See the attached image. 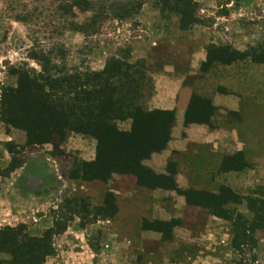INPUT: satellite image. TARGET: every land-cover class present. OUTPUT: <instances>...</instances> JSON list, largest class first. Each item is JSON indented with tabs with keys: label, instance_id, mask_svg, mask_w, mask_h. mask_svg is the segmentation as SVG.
Masks as SVG:
<instances>
[{
	"label": "rangeland",
	"instance_id": "obj_1",
	"mask_svg": "<svg viewBox=\"0 0 264 264\" xmlns=\"http://www.w3.org/2000/svg\"><path fill=\"white\" fill-rule=\"evenodd\" d=\"M12 1L29 2L30 8L36 5L31 4L32 0ZM47 1L43 7H48L49 15L51 6ZM134 1L136 9L128 17L116 19L108 13L96 25L98 33L88 31L84 37L81 32L67 28L59 35L50 33L56 25L53 21L43 20L41 24L37 19L16 21L5 12L0 0V90L15 86L16 77L11 70L20 60L38 68L25 55L34 46L47 49L62 45L52 49V63L65 68L98 70L111 53L119 54L117 50L123 46L128 48L131 62L139 59L145 62L146 78L162 65H170L173 73L183 78V86L189 92L191 115L205 119L210 114L211 119L204 120L209 127L234 132L241 144L238 154L225 155L226 174L208 184L215 192L199 195L201 203L215 205L218 212L231 215L234 211L249 219L246 199L264 203V62H255L262 61L259 55L264 54V0H191L194 4L191 20L181 29L177 13L159 14L158 0ZM91 15L89 11L77 12L68 19L81 27L86 26ZM198 51L203 52L204 58L194 65L190 57ZM231 55L234 60L228 62ZM149 90L150 85L145 81L141 99ZM218 95L229 97L228 106L232 108L212 107L211 99ZM128 120H116L114 124L122 131ZM165 122L169 123V117ZM71 133L74 132L68 134L65 142ZM24 141L22 130L0 122V172L3 174L0 175V228L23 224L29 235L40 236L50 227L53 231L62 227L61 232L51 236L53 252L43 258L42 264H125L128 260L121 258L126 252H105L115 249H105L103 231L107 227L104 216L114 211L112 195H105L101 208L92 207L82 192L72 191L79 179L66 177L76 170L79 162L89 161L78 159L69 147L70 152H66L62 148L65 142L51 153L49 143L31 151L21 150ZM3 142L16 147L13 158L20 160V166L13 171L7 170L12 156ZM233 168L236 170L232 173ZM115 184L116 181L112 186ZM231 195L233 200L234 196L240 198L239 204L228 201ZM74 198L82 199L84 207L73 205L70 200ZM65 200L69 202L64 203ZM224 226L229 232L228 222ZM255 237L256 264H264V231H258ZM221 248L217 246L213 252H204L203 264H228L233 254L230 252L224 259ZM128 253L136 264L161 261L159 252H143L142 256ZM181 253L171 252L170 257L176 261L181 259ZM186 253L191 259L197 254ZM8 259V254L0 253V264H6Z\"/></svg>",
	"mask_w": 264,
	"mask_h": 264
},
{
	"label": "trees",
	"instance_id": "obj_2",
	"mask_svg": "<svg viewBox=\"0 0 264 264\" xmlns=\"http://www.w3.org/2000/svg\"><path fill=\"white\" fill-rule=\"evenodd\" d=\"M45 1L32 0L31 4H36L33 8H30L29 2L22 4L2 0V3L5 12L16 21L37 19L40 24L43 20L53 21L56 25L50 33L59 35L67 28L81 32L84 37L88 31L98 33L96 25L99 26L108 13L116 19L126 18L136 9L134 0H49L51 14L48 15V7H43ZM157 4L161 16L170 11L177 13L179 28L188 26L194 9L191 0H158ZM84 11L92 12L86 26L79 27L74 20L68 19ZM60 46L51 45L47 49L34 46L26 50V58L38 68L29 66L23 60L12 67L11 74L16 77L15 86L0 90V122L24 132L25 141L20 146L21 150L26 148L31 151L49 143L51 153H54L70 132L95 139L94 159L79 162L76 170L66 176L68 179L104 181L112 173H135L142 159L163 147L172 123L170 114L144 111L140 105L142 86L146 81L145 62L142 59L131 62L128 48L123 46L117 50L119 54L111 53L98 70L58 67L52 63L54 56L51 51ZM56 51L60 53V50ZM231 56L228 62L234 60V56ZM259 56V60H263L255 62H264V54ZM189 104L185 122L207 121L210 114L205 119L193 117ZM167 117L169 123L165 122ZM126 119L131 122L129 131L118 130L114 122ZM3 146L12 156L7 170L13 171L20 166V160L13 158L16 147L10 142H3ZM70 201L79 208L85 205L79 198ZM228 201L239 204L240 198L234 196L233 200L231 195ZM251 201L246 199V209L251 215L249 219L238 212L232 211L229 215L218 212L215 205L200 204L228 222L229 249L233 254L228 264H256L255 233L264 231V203ZM61 230L62 227L54 231L50 227L40 236H32L23 224L4 226L0 228V253L8 254L6 264H42L43 258L53 252L51 236Z\"/></svg>",
	"mask_w": 264,
	"mask_h": 264
},
{
	"label": "crops",
	"instance_id": "obj_3",
	"mask_svg": "<svg viewBox=\"0 0 264 264\" xmlns=\"http://www.w3.org/2000/svg\"><path fill=\"white\" fill-rule=\"evenodd\" d=\"M203 58V52L198 51L190 62L195 65ZM182 80L168 64L148 73L146 78L150 90L140 101L142 109L172 117L163 147L142 159L133 174L112 173L104 181L79 180L72 190L82 192L90 206L96 208L104 206L106 194L112 195L114 211L104 218L107 227L103 231L105 249H115L105 252H126L120 257L128 260L125 264H136L128 252L141 256L143 252H159L158 264H203L204 252H213L217 246L222 247V258L230 255V236L224 226L227 221L202 207L199 195L215 192L208 184L226 174L224 157L238 154L241 144L234 132L209 127L201 120L184 121L189 92ZM229 102V97L218 95L211 99V106L230 109ZM128 121L122 131H129ZM95 145V139L71 133L62 148L72 151L78 159L92 161ZM232 170L233 173L236 169ZM114 181L117 184L112 186ZM171 252H182L181 259L173 261ZM186 252H197L196 260Z\"/></svg>",
	"mask_w": 264,
	"mask_h": 264
}]
</instances>
